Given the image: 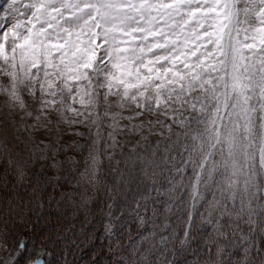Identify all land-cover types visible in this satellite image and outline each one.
<instances>
[{
	"label": "snow or ice",
	"instance_id": "obj_1",
	"mask_svg": "<svg viewBox=\"0 0 264 264\" xmlns=\"http://www.w3.org/2000/svg\"><path fill=\"white\" fill-rule=\"evenodd\" d=\"M0 264H264V0H0Z\"/></svg>",
	"mask_w": 264,
	"mask_h": 264
},
{
	"label": "rangeland",
	"instance_id": "obj_2",
	"mask_svg": "<svg viewBox=\"0 0 264 264\" xmlns=\"http://www.w3.org/2000/svg\"><path fill=\"white\" fill-rule=\"evenodd\" d=\"M102 235V228H101V231L97 233V237L101 236ZM104 245L101 244L100 240L97 239L95 241V247H103ZM92 250H95L94 248Z\"/></svg>",
	"mask_w": 264,
	"mask_h": 264
}]
</instances>
